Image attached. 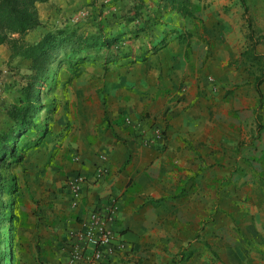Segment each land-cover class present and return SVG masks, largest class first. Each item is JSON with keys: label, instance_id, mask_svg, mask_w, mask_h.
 <instances>
[{"label": "crops", "instance_id": "obj_1", "mask_svg": "<svg viewBox=\"0 0 264 264\" xmlns=\"http://www.w3.org/2000/svg\"><path fill=\"white\" fill-rule=\"evenodd\" d=\"M194 9L178 16L190 42L174 33L157 51L141 43L97 86L75 81L63 96L67 136L56 156L88 179L78 207L69 195L29 208L25 264H69L74 230L112 201L127 247L102 264H264V130L253 139L260 97L258 71L241 57L244 10ZM143 51L146 60L129 62ZM126 117L163 126L164 141L145 143Z\"/></svg>", "mask_w": 264, "mask_h": 264}, {"label": "rangeland", "instance_id": "obj_2", "mask_svg": "<svg viewBox=\"0 0 264 264\" xmlns=\"http://www.w3.org/2000/svg\"><path fill=\"white\" fill-rule=\"evenodd\" d=\"M132 1L53 0L52 3L48 1V3L38 4L42 26L38 31L33 32L34 35H39L42 30L70 27L76 29L77 35L100 33L105 36H116L119 40L121 54L115 55L113 59L111 56L117 53L107 55V51L103 47L92 46L88 49H80L78 46H66L63 49L65 54L61 57L63 59L59 60V68L54 65L52 79L39 86L41 107L37 108L36 118L42 124L47 123L48 132L40 139H38V134L42 131L29 129L25 133H21L17 147L25 149L23 164L20 166L15 164L11 167L3 165L0 168L2 176H15L19 184L18 191L14 195L9 193L0 195V200L3 201L5 207V214H8L6 208L10 204L16 218L12 222L7 221L3 228L5 232H12V240L8 237L5 239L4 235L0 236V264H9V256L14 254L17 255L16 258H13L15 264H25L23 256L19 255L18 250L25 239L24 232L29 208L43 200L50 204L47 207H52L55 200L68 198L69 195L70 203L72 201L68 179L80 170L67 169L63 159L65 155L62 154V160H60L56 156V152L60 145H64L67 136L65 130L61 131V114L65 110L62 101L63 96H67L73 82L79 81L84 84L87 82L97 86L101 81L102 74L124 62L123 54L133 53L134 50L138 52L141 43H144L143 50L147 49L153 52L162 46V42L159 40L161 34L166 33L164 41L168 43L169 35L174 34V29L180 27L182 32L189 31L186 25L180 24L179 15L174 14L165 17L167 24L153 25L151 29L136 34L135 23L129 21V16L132 13ZM146 2L152 4L150 0H146ZM211 5L218 6L224 14L237 15L239 7L243 9L240 0H194V8L197 11L200 10V14L203 15ZM249 6L254 27L259 33L264 34V29L261 28V26L264 27V0H249ZM242 19L244 20V30L247 33L248 26L244 13ZM111 50L114 51L115 47ZM142 56L148 57L147 52L143 51ZM137 57L141 56L137 55ZM79 59L83 61L79 63ZM29 66V60H11L5 49H0V130H5L13 125L7 115V109L12 103L23 97L22 86L30 73ZM251 69L253 72L258 71L256 65H253ZM50 105L53 107L48 109ZM43 128L44 125L41 126V130ZM256 138L253 135V139ZM37 141L39 143L35 144ZM249 159L252 157L245 158V161H249ZM75 161H78V158ZM86 179H88L87 176Z\"/></svg>", "mask_w": 264, "mask_h": 264}, {"label": "trees", "instance_id": "obj_3", "mask_svg": "<svg viewBox=\"0 0 264 264\" xmlns=\"http://www.w3.org/2000/svg\"><path fill=\"white\" fill-rule=\"evenodd\" d=\"M49 0H0V47H4L6 54L11 60H29L30 73L25 78L22 86L23 97L15 103H12L7 109V115L13 125L5 130H0V168L4 166L22 165L25 157V149L17 147V141H20L21 133L29 129L42 131L38 134V139L45 136L48 132V125L37 121L36 111L41 107L40 85L50 81L53 76L54 65L59 68V60L65 52L66 46H78L89 48L92 46L105 48L107 55H120V44L116 36H105L100 33L90 35H77L76 29L70 27L58 28L55 30L48 29L39 35H34L42 26L38 11V4ZM133 0L132 13L129 21L135 23V33L151 29L153 25L167 24L166 16L174 14L181 18L195 17L194 0ZM244 10V18L247 22L248 32L246 33L247 43L241 51V57L246 58L258 68L255 85L259 93L260 102L255 109L256 129L254 138L258 137L264 130V121L262 109L264 106V93L261 85L264 83V53L258 51V46L264 41V34L259 33L254 27L252 15L250 12L249 0H240ZM154 6V7H153ZM153 7V8H152ZM146 10V13H144ZM176 37L183 42H190L193 33L190 31L182 32L174 29ZM166 34V33H165ZM34 35V37H33ZM165 39H161L162 45ZM115 47V50H111ZM113 51V52H112ZM129 57L130 54H123ZM146 56L132 58L129 62L136 60H146ZM79 59L78 62H82ZM76 62V63H78ZM106 103V99L103 98ZM46 108L48 106H45ZM53 107L50 105L48 109ZM44 128L41 130V126ZM19 137V138H18ZM37 141L35 144H38ZM6 160V163H5ZM19 184L15 176L5 177L0 174V195L9 193L14 195L18 191ZM3 201L0 200V236L4 235L12 240V232L3 231L7 221L16 220L11 205H7L5 214ZM8 219V220H6ZM182 259L184 258V249L180 251ZM17 255L9 256L8 263L15 264L14 259ZM188 257V256H187ZM1 262V260H0Z\"/></svg>", "mask_w": 264, "mask_h": 264}, {"label": "built area", "instance_id": "obj_4", "mask_svg": "<svg viewBox=\"0 0 264 264\" xmlns=\"http://www.w3.org/2000/svg\"><path fill=\"white\" fill-rule=\"evenodd\" d=\"M126 122L140 131L145 143L153 144L164 141L165 129L163 126L153 123L150 130L142 120L132 122L126 117ZM103 169L98 170L99 176ZM86 180V175L76 171L68 179L71 192V205L78 207L82 199L81 185ZM118 207L115 201L101 209H92L86 222H81V227L74 230L71 242L69 264L81 261L84 264H102L107 254L117 255L123 253L127 247L123 238L117 237L112 222L117 216ZM92 250H88V246Z\"/></svg>", "mask_w": 264, "mask_h": 264}]
</instances>
